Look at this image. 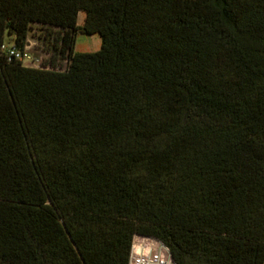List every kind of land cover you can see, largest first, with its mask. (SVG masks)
Segmentation results:
<instances>
[{
    "label": "trees",
    "instance_id": "1",
    "mask_svg": "<svg viewBox=\"0 0 264 264\" xmlns=\"http://www.w3.org/2000/svg\"><path fill=\"white\" fill-rule=\"evenodd\" d=\"M31 37L51 70L2 50ZM136 236L264 264V0H0V264H129Z\"/></svg>",
    "mask_w": 264,
    "mask_h": 264
},
{
    "label": "built area",
    "instance_id": "2",
    "mask_svg": "<svg viewBox=\"0 0 264 264\" xmlns=\"http://www.w3.org/2000/svg\"><path fill=\"white\" fill-rule=\"evenodd\" d=\"M30 48V43L24 50L18 49L14 45L5 44L2 47V50L10 61L20 62L25 67L29 68L51 70L52 64L48 63L47 65L46 59L34 56V54H32L30 51ZM49 58L50 57H48V59ZM174 263L175 262L170 254L169 249L157 239L142 236H136L134 238L129 264Z\"/></svg>",
    "mask_w": 264,
    "mask_h": 264
},
{
    "label": "rangeland",
    "instance_id": "3",
    "mask_svg": "<svg viewBox=\"0 0 264 264\" xmlns=\"http://www.w3.org/2000/svg\"><path fill=\"white\" fill-rule=\"evenodd\" d=\"M85 16L82 14L80 15L79 24H82L84 21ZM6 43H10L6 41ZM30 51L34 56L38 58L48 59V55L43 51V45L40 44L37 39L31 37L30 38ZM102 48V40L101 37L96 35H85V34H78L76 38V51L80 53H96L100 51ZM48 65V63H46ZM58 70H65L68 66V63L65 61H61L57 65Z\"/></svg>",
    "mask_w": 264,
    "mask_h": 264
},
{
    "label": "water",
    "instance_id": "4",
    "mask_svg": "<svg viewBox=\"0 0 264 264\" xmlns=\"http://www.w3.org/2000/svg\"><path fill=\"white\" fill-rule=\"evenodd\" d=\"M175 262V261H174ZM175 264V263H174Z\"/></svg>",
    "mask_w": 264,
    "mask_h": 264
}]
</instances>
